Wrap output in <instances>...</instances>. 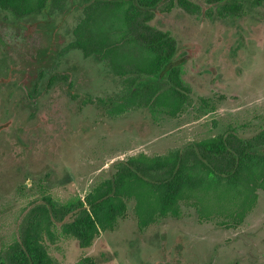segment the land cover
<instances>
[{
  "label": "rangeland",
  "instance_id": "1",
  "mask_svg": "<svg viewBox=\"0 0 264 264\" xmlns=\"http://www.w3.org/2000/svg\"><path fill=\"white\" fill-rule=\"evenodd\" d=\"M191 1L204 14L174 8L151 23L168 30L185 57L191 100L177 117L147 109L104 115L97 102L86 100L115 96L122 82L80 51L66 53L54 69L70 75L73 89L67 80L47 89V74L38 95L27 99L24 63L52 40L48 28L59 29L61 47L72 41L81 12L17 22L0 10V249L13 241L24 210L44 192L62 203L84 198L118 161L165 155L231 129L250 138L264 128V0H246L242 17L234 19L219 17L207 0ZM258 195L237 228L221 225V219L200 222L195 209L183 205L180 219L141 231L131 203L126 219L91 248L61 239L50 253L57 264L85 257L95 264H264V191Z\"/></svg>",
  "mask_w": 264,
  "mask_h": 264
},
{
  "label": "trees",
  "instance_id": "2",
  "mask_svg": "<svg viewBox=\"0 0 264 264\" xmlns=\"http://www.w3.org/2000/svg\"><path fill=\"white\" fill-rule=\"evenodd\" d=\"M245 1L207 0V4L219 17L234 19L242 17ZM174 8L204 14L191 0H0V10L17 22L81 12L72 41L61 47L55 40L59 29L48 28L52 40L33 51L20 76L29 100L38 95L47 74L51 75L47 89L65 80L71 89L70 75L54 69L66 53L80 51L122 82L119 94L86 100L97 102L111 118L141 109L177 117L190 105L183 50L168 30L151 25ZM70 96L77 98L71 90ZM113 169L84 198L62 203L44 192L31 202L13 241L0 249V264H57L51 246L73 239L80 248H91L126 219L131 203L141 231L168 218L180 219L183 205L193 207L200 222L221 219L223 226H241L256 207L258 192L264 191V128L250 138L231 129L165 155L140 153L118 161ZM78 264L95 262L85 257Z\"/></svg>",
  "mask_w": 264,
  "mask_h": 264
}]
</instances>
